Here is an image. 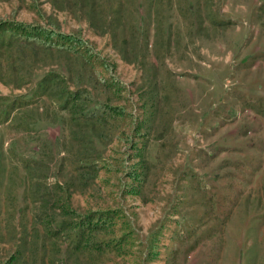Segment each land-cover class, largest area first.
<instances>
[{
    "label": "rangeland",
    "instance_id": "obj_1",
    "mask_svg": "<svg viewBox=\"0 0 264 264\" xmlns=\"http://www.w3.org/2000/svg\"><path fill=\"white\" fill-rule=\"evenodd\" d=\"M0 264H264V0H0Z\"/></svg>",
    "mask_w": 264,
    "mask_h": 264
},
{
    "label": "trees",
    "instance_id": "obj_2",
    "mask_svg": "<svg viewBox=\"0 0 264 264\" xmlns=\"http://www.w3.org/2000/svg\"><path fill=\"white\" fill-rule=\"evenodd\" d=\"M90 226V225H89ZM92 226H94V225H92ZM95 227V226H94ZM93 227H91V229H92Z\"/></svg>",
    "mask_w": 264,
    "mask_h": 264
}]
</instances>
